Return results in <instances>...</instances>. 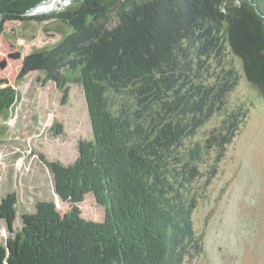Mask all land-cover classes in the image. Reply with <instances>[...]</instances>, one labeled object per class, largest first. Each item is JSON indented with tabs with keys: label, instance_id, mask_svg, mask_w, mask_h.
Returning a JSON list of instances; mask_svg holds the SVG:
<instances>
[{
	"label": "rangeland",
	"instance_id": "1",
	"mask_svg": "<svg viewBox=\"0 0 264 264\" xmlns=\"http://www.w3.org/2000/svg\"><path fill=\"white\" fill-rule=\"evenodd\" d=\"M81 1L58 0L50 10L36 11L40 4L35 12H49L6 21L0 32V80L17 94L0 115V200L9 193L16 196L13 231L37 202H52L61 215L71 209L57 195L44 160L65 165L100 161L124 264H264V87L257 83L261 77L254 57L244 47L236 46L234 52L228 47L240 80L226 109L243 106L247 115L221 158L214 149L204 154L200 177L182 191L179 202L168 169L135 130L126 94L112 92L93 75H82L79 67L61 71L59 81H46L38 71L17 76L24 55L51 48L71 30L51 15ZM241 5V0L221 2L220 9L229 14L224 28L230 42L238 39L230 12ZM46 15L50 18H35ZM16 53L20 56L13 58ZM222 117L215 114L185 146L201 142ZM192 201L195 207L187 212ZM76 206L86 220L105 219L106 206L93 193ZM9 234L0 219V246ZM197 238L203 250L191 255L185 249Z\"/></svg>",
	"mask_w": 264,
	"mask_h": 264
},
{
	"label": "trees",
	"instance_id": "2",
	"mask_svg": "<svg viewBox=\"0 0 264 264\" xmlns=\"http://www.w3.org/2000/svg\"><path fill=\"white\" fill-rule=\"evenodd\" d=\"M42 1L48 0H0V32L6 21L25 19L23 13ZM222 1L82 0L51 15L71 30L51 48L24 55L17 76L38 71L46 81H59L61 71L79 67L82 75L126 94L135 130L168 169L181 200L182 191L200 177L204 154L214 149L221 158L247 115L243 106L226 109L240 80L229 46L233 52L244 47L254 57L261 77L257 83L264 87V0H241V6L232 8L236 42L226 36L224 17L229 14L220 9ZM16 99L13 87L0 80V115ZM215 114H223L219 125L186 147L185 140ZM44 163L57 195L71 209L61 215L52 202H37L34 212L21 215L20 229L14 232L16 196L1 198L0 219L10 234L0 246V264H124L101 162ZM88 192L106 206L102 222L80 216L76 204ZM194 207L192 201L187 212ZM200 239L192 240L186 252L200 253Z\"/></svg>",
	"mask_w": 264,
	"mask_h": 264
},
{
	"label": "water",
	"instance_id": "3",
	"mask_svg": "<svg viewBox=\"0 0 264 264\" xmlns=\"http://www.w3.org/2000/svg\"><path fill=\"white\" fill-rule=\"evenodd\" d=\"M43 2H44V1L40 2L39 4H41V3H43ZM39 4H37L36 6H38ZM36 6H34L33 8H30V9L26 10V11L23 13V15H28V14H40V13H48V12H49V11L35 12V11H34V8H35ZM19 56H20L19 53H16V54H13V55H12L13 58H17V57H19ZM0 66L3 67V66H4V62H2V63L0 64ZM6 264H7V263H6Z\"/></svg>",
	"mask_w": 264,
	"mask_h": 264
},
{
	"label": "bare ground",
	"instance_id": "4",
	"mask_svg": "<svg viewBox=\"0 0 264 264\" xmlns=\"http://www.w3.org/2000/svg\"><path fill=\"white\" fill-rule=\"evenodd\" d=\"M56 1L58 0H50L46 6V4H42L41 6H39L36 11H42V10H50V8H52V4H54ZM44 3V2H43ZM40 5V4H39ZM46 8V9H45Z\"/></svg>",
	"mask_w": 264,
	"mask_h": 264
}]
</instances>
